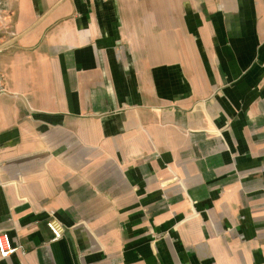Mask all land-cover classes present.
Instances as JSON below:
<instances>
[{"label":"crops","instance_id":"crops-1","mask_svg":"<svg viewBox=\"0 0 264 264\" xmlns=\"http://www.w3.org/2000/svg\"><path fill=\"white\" fill-rule=\"evenodd\" d=\"M0 73V264H264V0H3Z\"/></svg>","mask_w":264,"mask_h":264},{"label":"built area","instance_id":"built-area-1","mask_svg":"<svg viewBox=\"0 0 264 264\" xmlns=\"http://www.w3.org/2000/svg\"><path fill=\"white\" fill-rule=\"evenodd\" d=\"M3 0H0V6L2 4ZM5 91L4 86V79L3 75L0 73V95ZM47 226L50 228V230L53 233V239H59L64 234L63 227L57 223L55 220H49L47 222ZM15 248L11 247L8 242L6 235L4 233H0V254L2 256H7L13 252Z\"/></svg>","mask_w":264,"mask_h":264}]
</instances>
